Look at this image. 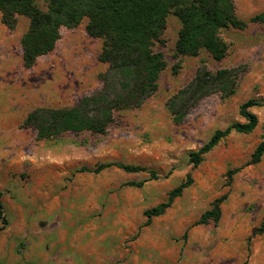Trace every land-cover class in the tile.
<instances>
[{"label": "rangeland", "instance_id": "rangeland-1", "mask_svg": "<svg viewBox=\"0 0 264 264\" xmlns=\"http://www.w3.org/2000/svg\"><path fill=\"white\" fill-rule=\"evenodd\" d=\"M234 2L240 18L264 12V0ZM86 24L62 27L55 48L26 67L21 37L29 18L19 16L12 29L0 12V191L8 219L0 230V264H264V231L254 234L264 217V155L250 163L264 121V23L222 29L229 44L222 60L205 49L177 57L181 21L170 13L155 44L167 66L142 105L117 111L105 133L38 139L37 129L23 123L30 111L73 106L101 87L103 41ZM224 67L239 69L235 92H213L174 121L169 98L202 68ZM251 98L260 103L250 107L259 119L254 131L230 133L194 166L190 151L216 129L245 121L239 108ZM110 161L147 170H78ZM231 169L238 170L230 179ZM150 170L159 177L150 178ZM189 176L192 183L172 205L144 225L145 210ZM143 179L141 187L125 184ZM224 194L220 219L197 224Z\"/></svg>", "mask_w": 264, "mask_h": 264}, {"label": "trees", "instance_id": "trees-1", "mask_svg": "<svg viewBox=\"0 0 264 264\" xmlns=\"http://www.w3.org/2000/svg\"><path fill=\"white\" fill-rule=\"evenodd\" d=\"M41 1L46 7L41 6ZM0 12L2 23L12 29L19 16L29 18L28 29L21 37L26 67L33 66L39 56L55 48L62 27L74 28L84 19H87L88 34L103 41L98 58L107 64V68L99 74V89L83 96L73 106L37 107L28 113L24 125L36 128L38 139L43 140L57 139L68 131L105 133L115 120L117 111L142 105L157 90L161 73L167 66L163 52L156 50L155 44L163 41L170 13L181 21L175 49L177 57L195 56L205 49L214 59L222 60L229 48L221 36L222 29H243L250 23H264V12L249 19L240 18L234 0H0ZM238 75L236 67H224L216 72L202 68L188 85L167 101V109L174 121L182 122L196 103L213 92H222L225 96L234 93ZM259 104L252 98L243 102L239 112L245 121H234L225 128L216 129L198 149L190 151L189 161L197 166L206 153L234 131H254L259 119L250 107ZM263 155L264 121L261 141L253 151L250 163L261 161ZM111 166L130 172L147 170L140 165L111 161L100 162L95 167L82 166L78 170L98 173ZM237 170L228 171L230 179ZM149 172L150 178L159 177L156 171ZM146 181H128L125 184L141 187ZM191 183L189 176L169 192L166 201L145 210L147 219L144 225H148L152 217L162 215ZM226 197L224 194L216 198L196 223L217 222L221 217L220 204ZM7 223L0 191V230ZM263 231L264 217L254 229V234Z\"/></svg>", "mask_w": 264, "mask_h": 264}]
</instances>
